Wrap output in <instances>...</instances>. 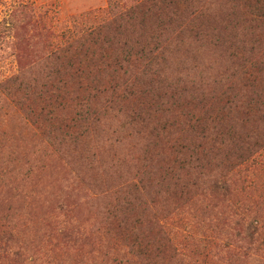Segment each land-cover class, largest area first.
<instances>
[{
    "label": "rangeland",
    "instance_id": "1",
    "mask_svg": "<svg viewBox=\"0 0 264 264\" xmlns=\"http://www.w3.org/2000/svg\"><path fill=\"white\" fill-rule=\"evenodd\" d=\"M107 7L108 0H0V224L7 213L20 223L32 220L46 259L54 254L63 264H120L129 242L143 244L142 238L157 231L163 214L191 264L201 263L198 246L209 239L213 255L218 254L212 264H264V228L252 245L243 233L235 237L240 227L232 229L243 206L264 226V189L257 187L261 180H252L256 188L217 197L204 188L184 192L164 178L169 168H176L174 149L194 138L185 124L209 118L205 104L216 117L232 110L234 102L240 111L232 119L244 118V90L213 83L214 75L240 63L233 51L207 47L169 58L159 77H140L143 83L124 105L104 110L103 99L95 98L91 109L98 110L78 145L63 139L59 124L66 118L38 117L37 105L31 113L32 104L24 102L19 81L38 90L47 79L49 55L68 43H80L91 27L105 20ZM51 96L43 91L44 99ZM263 112L253 109L246 119L264 118ZM179 175L183 187H191L196 178ZM120 200L133 215L121 216L127 225L119 232L122 226L110 213L116 214ZM52 230L53 239L42 238ZM244 252L247 256L240 258ZM33 261L45 260L40 253L22 264Z\"/></svg>",
    "mask_w": 264,
    "mask_h": 264
},
{
    "label": "trees",
    "instance_id": "2",
    "mask_svg": "<svg viewBox=\"0 0 264 264\" xmlns=\"http://www.w3.org/2000/svg\"><path fill=\"white\" fill-rule=\"evenodd\" d=\"M207 47L233 51L231 56L240 61L236 67L214 75L213 83L225 85L229 91L244 90L247 94L242 92L246 99L242 109L246 112H242L244 118L233 120L236 116L232 113L239 115L240 110L231 102L232 110L214 117L209 104H205L203 109L209 118H193L185 124L195 139H187V144L180 142L174 149L176 168H169L164 178L172 179L184 192L204 188L217 197L231 195L235 189L245 192L247 187L256 188L254 178L261 180L257 187L264 189V118L246 119L253 109L264 111V0H108L101 24L91 27L80 43H68L59 53L49 55L47 79L38 90L35 84L23 80L18 88L25 92L24 102L32 104L31 113L33 105H37L38 117L66 118L59 124L63 139L69 138L78 145L80 137L89 133V118H94L98 110L91 109L95 98L103 99L104 110L116 103L124 105L134 95V87L143 83L141 78L159 77L169 58ZM44 90L52 92L49 101L42 97ZM225 118H230L229 122ZM180 173L196 176L191 187L179 182ZM116 207V214L110 215L116 218L118 227L122 226L119 230L115 223L120 232L127 225L121 216L129 218L133 212L121 200ZM251 214L248 208L241 207L240 219L232 228L240 227L242 232L235 237L245 234L250 245L258 241L264 228ZM8 216L9 213L4 215L0 224V264H22L40 253L45 260L40 264H63L56 255L46 259V254L40 252L43 240L32 220L29 224L20 223ZM159 216L157 231L142 238L143 244L139 240L129 242L126 260L120 264L156 260L191 264L176 237L168 231L170 218ZM54 236L52 230L42 238ZM209 240L198 246L201 263L195 260L194 264H212L210 260L218 255H213L214 243ZM225 251L230 254L229 248ZM246 256L244 252L240 258Z\"/></svg>",
    "mask_w": 264,
    "mask_h": 264
}]
</instances>
